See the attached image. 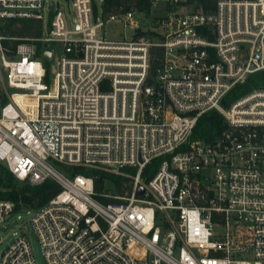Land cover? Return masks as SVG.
<instances>
[{
	"label": "built area",
	"instance_id": "built-area-1",
	"mask_svg": "<svg viewBox=\"0 0 264 264\" xmlns=\"http://www.w3.org/2000/svg\"><path fill=\"white\" fill-rule=\"evenodd\" d=\"M164 2L151 16L136 6L104 15L94 0H0V24L48 21L40 37L0 33V165L57 186L20 208L0 188V228L34 208L45 264H264V88L222 102L264 69V0H218L212 11ZM109 22L123 25L120 38L102 33ZM211 109L226 126L193 139ZM57 165L120 172L133 185L102 203L91 175ZM14 234L0 264H37L26 232Z\"/></svg>",
	"mask_w": 264,
	"mask_h": 264
},
{
	"label": "trees",
	"instance_id": "trees-1",
	"mask_svg": "<svg viewBox=\"0 0 264 264\" xmlns=\"http://www.w3.org/2000/svg\"><path fill=\"white\" fill-rule=\"evenodd\" d=\"M94 0V8L97 11L99 6H102L103 14L117 10L119 8L129 9L132 6L138 7L147 15L152 13L153 0ZM196 7H202L205 11H212L216 3L214 0H194ZM8 32L13 33L15 30L12 25H6ZM16 36V35H12ZM18 40H8L7 43L16 46ZM156 66V61L152 62V70ZM257 88H264V69L251 73L244 82L237 83L223 98L224 106H229L234 100L248 94ZM226 126L225 118L222 113L216 109L208 110L199 116L197 124L193 130L192 138L204 139L212 141ZM161 158L152 160L143 172L145 179H149L158 168ZM66 170L70 173L84 172L91 175L94 179L95 198L102 203L116 200L117 198L105 196L104 193L110 191L108 183L114 187V195H124L131 189L129 184L130 178L121 174L112 173L102 169L83 168L78 166H67ZM134 171V169H128ZM17 178L4 165H0V188L1 196L13 200L17 204V208L22 205L39 206L47 201L57 191V186L54 180L47 179L41 184L32 185L24 183L19 185Z\"/></svg>",
	"mask_w": 264,
	"mask_h": 264
},
{
	"label": "rangeland",
	"instance_id": "rangeland-1",
	"mask_svg": "<svg viewBox=\"0 0 264 264\" xmlns=\"http://www.w3.org/2000/svg\"><path fill=\"white\" fill-rule=\"evenodd\" d=\"M154 3L152 5V14L155 11L157 15H161L165 13V2L164 0H153ZM217 2L218 0H214ZM63 7L70 6L71 0H60ZM100 3V0L98 1ZM151 15V14H150ZM152 16V15H151ZM11 24L13 29L15 30L13 33H10L6 29V25ZM124 27L122 24L117 22H109L106 24V27L102 28V33L106 31L108 37H117L120 38V33L123 31ZM48 30V21L44 22L43 20L33 19V18H20V19H12V20H3L0 24V33L5 35H16L19 37H40L46 34ZM132 31L130 29H126L124 35L127 37L131 36ZM45 65L48 69L52 68V62L50 60H46ZM47 82L49 84L52 83V78H48ZM58 168H66L65 166L57 165ZM67 171V170H66ZM112 173H118L123 176L124 174L112 170H106ZM70 173V172H69ZM18 184H24L20 180H17ZM129 184L133 185V181L130 180ZM108 187H110V191L104 193L105 196L118 198V196H127V192L124 195H114V187L111 183H108ZM35 213L34 208H24L15 212L9 219L7 225L8 228L5 231L3 228H0V257L2 252L6 249V247L12 242L15 237L14 232L20 233L25 231L29 237L31 245L33 247V252L37 261V264H45L41 244L39 238L32 227L30 219L33 217ZM18 215H21V219L18 218Z\"/></svg>",
	"mask_w": 264,
	"mask_h": 264
},
{
	"label": "water",
	"instance_id": "water-1",
	"mask_svg": "<svg viewBox=\"0 0 264 264\" xmlns=\"http://www.w3.org/2000/svg\"><path fill=\"white\" fill-rule=\"evenodd\" d=\"M53 7H54V2L52 1L51 3H50V8L51 9H53ZM44 56L45 57H47L48 58V60H52V56H53V52L52 51H46V52H44ZM144 191H145V188L143 187V186H141L140 188H139V193L140 194H142V193H144Z\"/></svg>",
	"mask_w": 264,
	"mask_h": 264
}]
</instances>
